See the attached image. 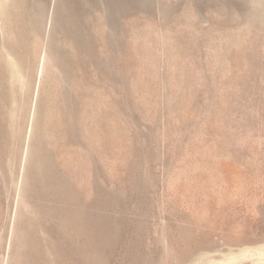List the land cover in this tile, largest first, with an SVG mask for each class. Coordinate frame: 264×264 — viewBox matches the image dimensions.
Instances as JSON below:
<instances>
[{"label": "rangeland", "instance_id": "rangeland-1", "mask_svg": "<svg viewBox=\"0 0 264 264\" xmlns=\"http://www.w3.org/2000/svg\"><path fill=\"white\" fill-rule=\"evenodd\" d=\"M0 264H264V0H0Z\"/></svg>", "mask_w": 264, "mask_h": 264}]
</instances>
